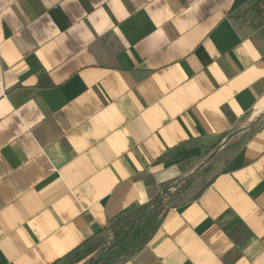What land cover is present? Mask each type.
Masks as SVG:
<instances>
[{
  "label": "crops",
  "instance_id": "crops-1",
  "mask_svg": "<svg viewBox=\"0 0 264 264\" xmlns=\"http://www.w3.org/2000/svg\"><path fill=\"white\" fill-rule=\"evenodd\" d=\"M192 175L108 264H264V0H0V264L110 241Z\"/></svg>",
  "mask_w": 264,
  "mask_h": 264
},
{
  "label": "trees",
  "instance_id": "trees-1",
  "mask_svg": "<svg viewBox=\"0 0 264 264\" xmlns=\"http://www.w3.org/2000/svg\"><path fill=\"white\" fill-rule=\"evenodd\" d=\"M182 144L169 150L161 159L160 163H166L182 150ZM196 175L181 178L174 184L167 186L162 194L152 199L148 204L133 211L129 216L118 220L112 226L113 237L106 242L102 232L72 252L66 259L59 260L54 264L69 261L78 264H108L121 251L120 262L127 261L130 257L143 250L153 239L156 232L170 208L179 205V199L192 187ZM195 195L199 197L201 193ZM132 248L131 250L128 247ZM80 249V250H79Z\"/></svg>",
  "mask_w": 264,
  "mask_h": 264
},
{
  "label": "rangeland",
  "instance_id": "rangeland-1",
  "mask_svg": "<svg viewBox=\"0 0 264 264\" xmlns=\"http://www.w3.org/2000/svg\"><path fill=\"white\" fill-rule=\"evenodd\" d=\"M211 159H214V156L211 157ZM215 160H217V158H216ZM218 160H219V159H218ZM218 160H217V162H218ZM215 163H216V161H215ZM106 242H109V241H106ZM69 263H70L69 261H66V263H64V264H69Z\"/></svg>",
  "mask_w": 264,
  "mask_h": 264
}]
</instances>
